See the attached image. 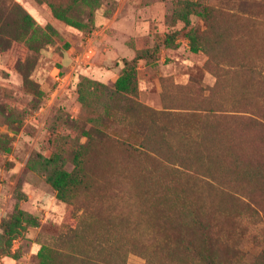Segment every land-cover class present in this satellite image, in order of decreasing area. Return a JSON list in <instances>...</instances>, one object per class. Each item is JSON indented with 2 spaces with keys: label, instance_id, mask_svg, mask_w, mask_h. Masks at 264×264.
I'll return each mask as SVG.
<instances>
[{
  "label": "rangeland",
  "instance_id": "obj_1",
  "mask_svg": "<svg viewBox=\"0 0 264 264\" xmlns=\"http://www.w3.org/2000/svg\"><path fill=\"white\" fill-rule=\"evenodd\" d=\"M0 264H264V0H0Z\"/></svg>",
  "mask_w": 264,
  "mask_h": 264
},
{
  "label": "trees",
  "instance_id": "obj_2",
  "mask_svg": "<svg viewBox=\"0 0 264 264\" xmlns=\"http://www.w3.org/2000/svg\"><path fill=\"white\" fill-rule=\"evenodd\" d=\"M178 32H173L172 36L170 35V38L169 39H172L174 40L173 38L176 36ZM143 56H137V58H135V60H140L142 59ZM56 177V176H55ZM56 182V181H55Z\"/></svg>",
  "mask_w": 264,
  "mask_h": 264
}]
</instances>
